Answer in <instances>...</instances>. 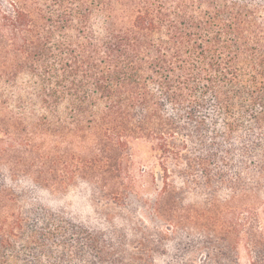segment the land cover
<instances>
[{
	"label": "trees",
	"instance_id": "16d2710c",
	"mask_svg": "<svg viewBox=\"0 0 264 264\" xmlns=\"http://www.w3.org/2000/svg\"><path fill=\"white\" fill-rule=\"evenodd\" d=\"M0 82L14 123L38 104L54 120L34 128L82 151L56 156L73 184L129 175L126 150L146 138L165 178L264 192V0H0ZM0 218V264L102 257L98 229L63 209Z\"/></svg>",
	"mask_w": 264,
	"mask_h": 264
},
{
	"label": "rangeland",
	"instance_id": "374dc122",
	"mask_svg": "<svg viewBox=\"0 0 264 264\" xmlns=\"http://www.w3.org/2000/svg\"><path fill=\"white\" fill-rule=\"evenodd\" d=\"M17 84L20 89V77ZM0 88L8 93L0 97V126L6 130L0 131V212L59 208L95 226L102 257L88 256L80 264H264L263 191L210 194L203 180L195 185L175 173L165 178L146 138L132 140L126 150L129 175L106 176L95 190L88 180L73 184L56 156L63 161L71 151H82L51 130L41 134L34 128L44 113L54 120L38 104L24 110L26 123H14L16 96L6 83ZM57 175L64 176L62 185H54ZM111 184L116 196L106 189Z\"/></svg>",
	"mask_w": 264,
	"mask_h": 264
}]
</instances>
